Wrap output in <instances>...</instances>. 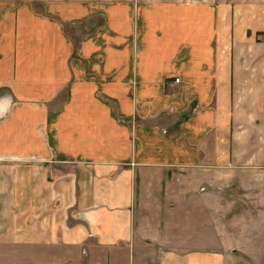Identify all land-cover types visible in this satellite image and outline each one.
Returning <instances> with one entry per match:
<instances>
[{
  "label": "crops",
  "instance_id": "1",
  "mask_svg": "<svg viewBox=\"0 0 264 264\" xmlns=\"http://www.w3.org/2000/svg\"><path fill=\"white\" fill-rule=\"evenodd\" d=\"M255 189L264 0H0V261L226 264Z\"/></svg>",
  "mask_w": 264,
  "mask_h": 264
},
{
  "label": "rangeland",
  "instance_id": "2",
  "mask_svg": "<svg viewBox=\"0 0 264 264\" xmlns=\"http://www.w3.org/2000/svg\"><path fill=\"white\" fill-rule=\"evenodd\" d=\"M246 195V196H245ZM236 205L225 215L227 221L234 222L231 226L226 224L230 232V253L226 264H264V189L247 190L237 193L231 199ZM7 264V260L0 261Z\"/></svg>",
  "mask_w": 264,
  "mask_h": 264
},
{
  "label": "built area",
  "instance_id": "3",
  "mask_svg": "<svg viewBox=\"0 0 264 264\" xmlns=\"http://www.w3.org/2000/svg\"><path fill=\"white\" fill-rule=\"evenodd\" d=\"M178 81H179V78H176V79H175V82H178Z\"/></svg>",
  "mask_w": 264,
  "mask_h": 264
}]
</instances>
